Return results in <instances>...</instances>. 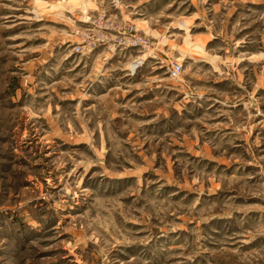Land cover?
<instances>
[{"label":"rangeland","instance_id":"rangeland-1","mask_svg":"<svg viewBox=\"0 0 264 264\" xmlns=\"http://www.w3.org/2000/svg\"><path fill=\"white\" fill-rule=\"evenodd\" d=\"M0 264H264V0H0Z\"/></svg>","mask_w":264,"mask_h":264},{"label":"built area","instance_id":"built-area-1","mask_svg":"<svg viewBox=\"0 0 264 264\" xmlns=\"http://www.w3.org/2000/svg\"><path fill=\"white\" fill-rule=\"evenodd\" d=\"M148 41V39H144L143 37H141L138 34H131V36L129 37V42L128 44L130 45H134V46H141V47H147V48H142V49H148V45L146 44ZM182 69V63L175 61L171 66H170V71L172 75H176L179 74V72Z\"/></svg>","mask_w":264,"mask_h":264}]
</instances>
